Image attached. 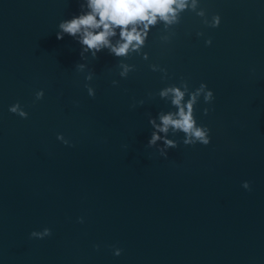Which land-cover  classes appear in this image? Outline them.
Returning a JSON list of instances; mask_svg holds the SVG:
<instances>
[{
	"label": "water",
	"instance_id": "95a60500",
	"mask_svg": "<svg viewBox=\"0 0 264 264\" xmlns=\"http://www.w3.org/2000/svg\"><path fill=\"white\" fill-rule=\"evenodd\" d=\"M87 11L0 0V264H264V0H187L122 57L57 39ZM181 78L213 90L194 107L211 141L185 145L170 128L165 157L149 118L175 111L158 93ZM17 101L27 118L9 111Z\"/></svg>",
	"mask_w": 264,
	"mask_h": 264
},
{
	"label": "clouds",
	"instance_id": "9594fccd",
	"mask_svg": "<svg viewBox=\"0 0 264 264\" xmlns=\"http://www.w3.org/2000/svg\"><path fill=\"white\" fill-rule=\"evenodd\" d=\"M196 0H192V6L195 7ZM187 0H87V8L89 11L83 14L75 15L70 19L63 20L59 23V31L56 32L57 39H63L67 34L72 37L80 36L78 43L82 46L81 57L85 51H91L92 57L96 58L97 54L103 49L108 48L112 54L117 57L126 56L129 51L138 50L145 41L147 29L151 25H155L157 21H163L166 24H172L177 21L178 12L185 9ZM83 7V5H81ZM202 14V13H201ZM219 24V17L214 18L213 26ZM119 29V41L116 44L111 42V37L117 34ZM211 44V39L206 41ZM85 65L77 64L76 68L82 72ZM123 71L120 72L121 77H127L130 70L129 65H122ZM155 71V68H153ZM165 76L167 69H163ZM93 79V72L85 76L86 81ZM119 81L113 80L112 84L117 85ZM88 95L94 97L95 92L85 83ZM149 95H152L150 93ZM158 95L161 99H168L175 109L167 114L159 115L160 123L149 118V123L155 129L148 146L156 144L157 140L164 139V147L159 149L160 155L166 157V149L176 148L178 142L175 140L161 137L158 133H167L169 129L176 132L184 133L183 143L185 145H195L200 143L208 145L211 141V129L202 124H198L194 116V107L198 104L199 98L203 96L206 104H211L214 100L213 90L207 87V84L201 82L195 89H190L188 81L181 78L179 86L173 84L163 88ZM188 97L185 100V97ZM44 97V90L40 89L35 93V99L40 100ZM143 104L144 101H138ZM135 106V104L133 105ZM9 111L18 114L22 118L28 117L19 101L9 106ZM210 108L205 107L204 113L207 114ZM58 139H62V135H57ZM65 144L69 141L65 140ZM245 189L250 190V183L244 181L242 185ZM79 222L83 223L84 218L80 217ZM51 234V229L45 228L43 232L33 231L32 237L43 238ZM99 247V245H95ZM122 252L120 248H114V255L119 256Z\"/></svg>",
	"mask_w": 264,
	"mask_h": 264
}]
</instances>
